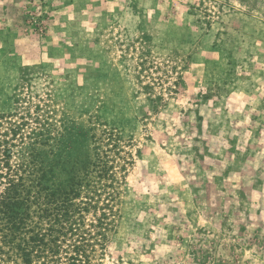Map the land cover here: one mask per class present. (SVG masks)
<instances>
[{"label": "rangeland", "instance_id": "obj_1", "mask_svg": "<svg viewBox=\"0 0 264 264\" xmlns=\"http://www.w3.org/2000/svg\"><path fill=\"white\" fill-rule=\"evenodd\" d=\"M20 117L73 161L115 136L91 264H264V0H0V124Z\"/></svg>", "mask_w": 264, "mask_h": 264}, {"label": "trees", "instance_id": "obj_2", "mask_svg": "<svg viewBox=\"0 0 264 264\" xmlns=\"http://www.w3.org/2000/svg\"><path fill=\"white\" fill-rule=\"evenodd\" d=\"M160 100H152L153 112ZM18 119L0 124V264H91L104 249L115 199L114 164L99 145L115 136L104 132L93 159L73 161L69 152L42 149L49 136L22 133L30 125Z\"/></svg>", "mask_w": 264, "mask_h": 264}]
</instances>
